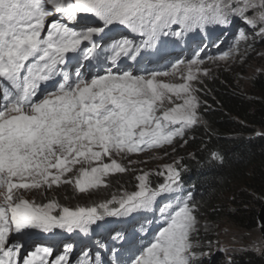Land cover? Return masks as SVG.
<instances>
[{"label":"snow or ice","instance_id":"1","mask_svg":"<svg viewBox=\"0 0 264 264\" xmlns=\"http://www.w3.org/2000/svg\"><path fill=\"white\" fill-rule=\"evenodd\" d=\"M236 19L244 27L219 59L238 51L246 30L264 38V0H0V264H71L73 244L54 256L38 234L91 235L107 230L106 217L128 218L134 229V214L157 210L163 218L157 229L142 227L140 235L111 228L119 247L95 244L113 258L82 250L77 264H203V257L210 264L207 252L196 251L198 203L183 191L174 165L164 166L155 187L143 172L135 191L91 206L38 203L27 193L46 195L61 184L81 193L106 187L105 177L129 170L115 156L183 138L200 121L192 82L207 75L201 65L205 41L214 44L209 26L230 27ZM112 25L142 39L109 36ZM189 34L198 37L191 57L171 60ZM149 57L168 70L142 68ZM177 75L182 82L162 79Z\"/></svg>","mask_w":264,"mask_h":264},{"label":"trees","instance_id":"2","mask_svg":"<svg viewBox=\"0 0 264 264\" xmlns=\"http://www.w3.org/2000/svg\"><path fill=\"white\" fill-rule=\"evenodd\" d=\"M243 27L239 19L228 27L230 43H235V35ZM246 34L248 53H264V38L248 30ZM209 87L199 98V123L174 141L175 146L189 152L180 165L181 182L183 191H191L199 206L201 246L196 251L208 254L224 241L220 240L219 223L225 221L241 231L260 227L259 210L264 205V72L252 79L249 90L242 83L227 80H214ZM214 152L222 160L213 159ZM110 178L113 183L126 182L121 175ZM161 181L158 178L150 183L155 187ZM243 182V190L230 188ZM74 191L70 184H61L55 186L53 194L60 205L72 208L69 202L73 203ZM226 193L232 194L227 201ZM202 261L209 264L207 257ZM210 264H264V256L251 251H235L228 256L217 253Z\"/></svg>","mask_w":264,"mask_h":264},{"label":"rangeland","instance_id":"3","mask_svg":"<svg viewBox=\"0 0 264 264\" xmlns=\"http://www.w3.org/2000/svg\"><path fill=\"white\" fill-rule=\"evenodd\" d=\"M51 19L52 18L50 17L49 20ZM117 26L122 27V25ZM130 33H132L130 30L128 33L120 31L113 34L112 36H125L130 39L133 38L137 41H140L142 39L140 36L134 37ZM245 42H247V40L241 41L240 43L243 44ZM249 42L243 45H239L238 51H233L232 54L226 59H219V56L221 54L215 53L213 57L214 59L207 58L206 60H204V63L203 65H201V67L207 70V75H204L203 72H201L198 75V80L192 82L193 87L197 89L194 94L197 96L198 100L203 91L210 90L209 85L214 80L239 82L244 85L245 90L250 89L249 87L252 79H254L256 75L264 72V53H261L259 51L248 53L250 45ZM231 46L232 44L227 46L226 51H229ZM164 70L168 69L165 68ZM162 79H165L166 81L174 80V82L177 83L182 82L180 81L178 75L176 77H165ZM179 102L181 101H177V103ZM186 153L188 154L189 152H187L184 147H177L173 142L172 145H165L162 148L148 149L138 154L115 156L114 158H116L118 162H120L129 170L124 173H116L114 175H121L126 179V182L124 181V183L120 184L117 183V181H114L113 183L111 182L110 178V176L112 175H109L104 178L107 183L106 187L101 186L96 189H90L89 191L84 193L77 191L70 184V187L75 190V196L73 195V199L71 200L73 203H69L73 209L77 206H91L93 204H98L102 201H106L107 197L112 198L113 195H116L118 197L125 191H135L136 185L138 184V181L135 177L142 174L143 172H148L150 174V182L153 179L157 180L158 178H160L162 180L160 183H162L164 181V177L159 175L158 173L164 170L165 165H174L180 168L182 160L187 157ZM129 161H132V163L130 164ZM54 188L55 186H53L52 189L47 190L46 195L43 194L42 191L27 193V198H35L38 203H47L49 200H56L55 194H53ZM230 188L233 189V191L239 189L243 190L244 188H246L245 182L234 183ZM116 189L118 190V192L115 191ZM231 195V193H226V196L224 197L226 201L227 199L232 197ZM159 201L163 202L164 204L166 202V198L162 197L159 199ZM259 212H261V209L259 210ZM146 214L147 216L150 215L156 217L155 212ZM117 220V217H106L107 225L113 223L115 224ZM124 221L125 219L119 220V224H116L115 228L120 230L125 229L127 226H129V223H124ZM162 222L163 218L161 219L160 217H157L154 221L155 227ZM199 225L201 224L199 223ZM219 225L220 226L218 227V232L220 238L222 237V239L220 240H224L226 242L223 241L217 243L216 248L212 250L213 253L209 254L212 260L213 257L217 255V253L228 256V254H231L235 251H251L258 256H264V235L261 226L259 227V230L241 231L237 226L230 225L225 221L219 223ZM73 235L76 237V240H80V234H71V236ZM83 236V240H87L85 236L88 235L83 234ZM37 242L43 244L44 246L51 244V241L44 234H38ZM69 242L73 241L69 240ZM65 243L66 242H60V244L58 245L57 255L61 254L64 251ZM218 249H224V251H219ZM73 262L74 261L72 260L71 264H73Z\"/></svg>","mask_w":264,"mask_h":264},{"label":"clouds","instance_id":"4","mask_svg":"<svg viewBox=\"0 0 264 264\" xmlns=\"http://www.w3.org/2000/svg\"><path fill=\"white\" fill-rule=\"evenodd\" d=\"M92 22H94V23H96L97 22V20H95L94 18H89ZM226 35H227V32L225 33ZM236 35H237V33H236ZM236 35H235V37H236ZM235 40V39H234ZM222 40H220V42H221ZM246 43H248V41L247 42H245V43H243V44H246ZM242 44V45H243ZM151 51V50H150ZM174 56V55H173ZM172 56V57H173ZM171 57V58H172ZM185 60L186 59H188V58H190V57H188L187 55H185L184 57H183ZM204 60H206V59H204ZM145 65H148V64H146V63H144V65L143 66H145ZM155 65H159V69L160 70H164L165 68H167V65L166 64H162V63H156ZM161 67V68H160ZM154 68H156V66H154ZM134 215H136V214H134ZM137 216V215H136ZM115 224H116V222H115ZM114 223L113 224H109V225H107V228L108 227H110L111 225H115ZM140 224H142L140 221H139V223H135V225H134V229H135V231L138 229V226L140 225ZM116 226V225H115ZM130 226L131 227H133L131 224H130ZM105 231H107V232H109V230H105ZM115 233V232H114ZM83 234H81V236H80V240L82 241L83 240ZM99 237L100 238H103V237H105V235L103 234V233H101V235L99 234ZM80 240H77V241H80Z\"/></svg>","mask_w":264,"mask_h":264},{"label":"water","instance_id":"5","mask_svg":"<svg viewBox=\"0 0 264 264\" xmlns=\"http://www.w3.org/2000/svg\"><path fill=\"white\" fill-rule=\"evenodd\" d=\"M259 224L261 226V229H262V232L264 235V205H263L261 212L259 214Z\"/></svg>","mask_w":264,"mask_h":264},{"label":"bare ground","instance_id":"6","mask_svg":"<svg viewBox=\"0 0 264 264\" xmlns=\"http://www.w3.org/2000/svg\"><path fill=\"white\" fill-rule=\"evenodd\" d=\"M132 36H137L135 33H130ZM149 59H150V57L149 58H146L144 61H143V63H146V64H150V62H149ZM153 68H154V66H153ZM149 70H152V69H149ZM151 228H154L155 229V225L152 227V226H150ZM129 230H135V229H133V227H130L129 228Z\"/></svg>","mask_w":264,"mask_h":264}]
</instances>
